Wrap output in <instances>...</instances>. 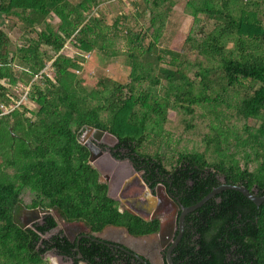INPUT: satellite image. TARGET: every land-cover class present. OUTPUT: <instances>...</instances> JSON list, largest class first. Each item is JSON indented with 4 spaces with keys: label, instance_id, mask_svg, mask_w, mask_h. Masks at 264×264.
<instances>
[{
    "label": "trees",
    "instance_id": "obj_1",
    "mask_svg": "<svg viewBox=\"0 0 264 264\" xmlns=\"http://www.w3.org/2000/svg\"><path fill=\"white\" fill-rule=\"evenodd\" d=\"M109 1L0 0L2 15L17 17L26 35H36L16 46L0 29V264H47L52 251L70 258L80 253L87 264H142L101 242L48 237L57 227L51 215L28 228L18 220L28 191V209L55 210L93 233L108 226L135 237L159 232L158 220L122 212L108 197L80 142L88 128L116 137L149 179L184 207L222 181L264 196V0H186L184 13L193 22L185 46L193 61L184 49L160 45L178 0H142L151 16L149 39L126 27L124 13L109 25ZM68 43L81 53L66 49ZM94 53L124 56L128 82L100 80L88 89L74 71ZM22 94L37 111L16 105ZM170 115L184 125L178 136L166 130ZM172 135L177 142L185 137L191 148L177 149ZM172 259L264 264V203L257 207L233 190L218 194L186 217Z\"/></svg>",
    "mask_w": 264,
    "mask_h": 264
},
{
    "label": "rangeland",
    "instance_id": "obj_2",
    "mask_svg": "<svg viewBox=\"0 0 264 264\" xmlns=\"http://www.w3.org/2000/svg\"><path fill=\"white\" fill-rule=\"evenodd\" d=\"M70 1L72 3H76L78 0L77 1L70 0ZM185 4H186V0L177 1L176 6L174 7L172 13L170 14L168 18L166 32L160 41V45L164 49H171L175 51H182L184 49L183 51H185L187 55L192 58V61H193V60H196L197 57L193 55L192 53H190L188 47L185 46V39L187 38L189 34V31H190V28L193 22L192 17L184 13ZM106 7L108 10L104 16H105V21L109 25H111L112 22L120 14L124 13V15L127 17L126 27L128 29H132L134 33L141 32L143 35L147 37V39H149L148 36H150L152 33V30L149 28L151 16H150V12L146 11V8L142 0H112L106 3ZM54 19L55 18H51L50 22L54 23ZM207 25H209L208 29H210L212 22L209 21ZM24 27H25L24 23L17 17H13V16L6 17L0 13V29L8 35L11 42L16 46L25 45V41L23 40V37L25 38H31V37L35 38L36 37L35 34H32L31 37L29 35H26ZM121 41L122 40L118 41L117 46L121 47V45H123V42ZM147 42L148 40L145 41V44ZM227 46H228V49L233 47V43L231 40L228 42ZM122 48L123 47H121V49ZM66 49H69L70 51H74V53H81L79 50L75 49L70 43L67 44ZM42 50L46 51L50 55H54L52 50L45 46H42ZM91 57L92 58L89 61L86 60V63L82 64L83 69H81L80 71H74L76 75H78L79 77L85 80V86L88 89H92V87L96 86V84L100 80L110 79L114 82H118L121 84H125L128 82V77L130 74V67L124 56L122 57L118 55V57L107 58V57H104L103 55L94 53L92 54ZM198 61H203V58L199 57ZM161 64H164V63H161ZM161 66H163L164 69H167V70L169 69V67L166 65H161ZM47 69L45 68L43 71L46 72ZM48 73L50 74V76H53L51 71H49ZM32 82L39 83L38 79L37 80L33 79ZM161 87L162 88L166 87V81H163V84ZM23 89H25V87H23ZM15 91L16 93L21 94L20 90L16 89ZM158 94L161 97L165 96L163 93V90L158 92ZM166 94L169 95L170 93L167 92ZM21 96H22L21 102L23 104L27 105L28 108L33 109L34 111L38 110V107L36 106V104L29 101L26 98V96H24V94H22ZM19 103L20 102H18V104ZM179 120H180V117L176 118L174 115H170V120L168 122L169 124L166 126V130H169L172 133H175V131H178V129L180 128L184 129L183 127L184 125L182 124V122H178ZM93 133L95 134L94 130H91V129L86 130L83 136L80 137V142L84 143L85 141L84 137L87 135L92 136ZM175 134L177 136L179 135V133H175ZM171 137H172L171 141L174 142L173 145L176 146L177 149L180 148L184 150L185 145H187L188 149L191 148L192 146V145H188L187 142L184 141L185 137H183L182 142H177L176 140L177 138L173 139L174 138L173 135ZM103 138L108 143H113V144L116 143V140L114 139L115 137L109 133H106L105 135H103ZM190 139L195 141L193 137H190ZM164 140H167V139L165 138L162 139V142H164ZM157 191H158V197H160V208L157 211V216L159 218L162 217V221L164 220L163 225H167L166 228L171 227V231L169 233L171 235V232L173 230V227L175 225V220H176L175 219L176 209L172 207L171 202H169L166 199V197H164V192L161 187ZM24 198H25V206L22 212L18 216V220L23 225L25 224L26 221H28L30 218H33L34 216L33 213H27L26 211V209H28L26 206H29L31 202V197L28 191H26V193L24 194ZM120 210L122 211L124 210V208L120 207ZM51 212H52L51 214H53L54 217L56 216V220L60 224L59 229H61L62 231L68 225H74V226L78 225L80 227L79 229L80 232H85L88 230L83 226V224H80V223L68 224L64 222L62 218L58 216V213L55 214L54 210H52ZM166 215H168L169 217ZM167 217L168 219H166ZM37 221L39 222V220ZM166 234H167V230L163 227L162 233L159 236H154L153 238H147V239H141V240L138 238L128 236V238L124 239V242L130 248L136 245L135 250L137 251L139 250L143 252L141 247H139L140 245H143L145 242H147V244L151 242L150 245L155 244L159 246V243L161 240L162 241L167 240ZM45 260L47 264H69L67 262L64 263L59 256H57L55 253H52V252L45 255ZM153 263L162 264L159 258L155 260V262L153 261Z\"/></svg>",
    "mask_w": 264,
    "mask_h": 264
},
{
    "label": "flooded vegetation",
    "instance_id": "obj_3",
    "mask_svg": "<svg viewBox=\"0 0 264 264\" xmlns=\"http://www.w3.org/2000/svg\"><path fill=\"white\" fill-rule=\"evenodd\" d=\"M85 131L82 133L81 137L83 136ZM84 138L85 141L84 143L81 144L88 150L89 164L98 173L100 182L107 185V195L118 203L119 209L120 207H122L124 208V210L122 211L123 212L126 211L128 213H130V211H136L141 216L140 218L146 222L158 220L161 227V224L162 223L164 224V222L162 221V217L159 218L157 216V211L160 208V197H158L157 190L160 189L162 183L156 182L154 184L153 180L149 179L150 173H145V170L143 168L144 166L139 165L135 161L130 159L128 155V148L124 146L121 148L119 147V140L116 137L114 138L116 140L115 144L106 142L103 136L96 138L94 133L92 136L87 135ZM90 148L93 149V153H91ZM142 182H144L145 185H142ZM147 188L149 190V193L146 192ZM150 194L152 195L153 198H157L156 199L157 204L153 202V198L150 196ZM164 197H166V199L169 202H171L170 199L174 200L177 206L178 204H180L178 200L176 201V199L170 197L169 194L164 195ZM171 205L176 209V207L172 202ZM42 210L43 212L50 211V213L43 214L42 219H40V221L36 223L44 224L45 217L48 215H51L56 220V216L54 217V215L51 214L52 213L51 209H42ZM56 213L57 211H55V214ZM58 216L62 218L59 213ZM168 217L166 219H168ZM178 217H179V211L176 209L175 225H177ZM63 221L68 224L80 223V222H67L64 219ZM59 225L60 224L57 222V227L50 230L47 236L52 237L53 235L56 234H62V236L66 237L70 242H74L77 245H79L80 240L84 238L89 239L91 241L100 240L102 243L106 244L107 246H109L112 241L113 243L109 247H112L114 249H119V251H123V252L125 251V253L126 252L130 253L134 257L136 256V254L141 256L142 255L147 256L146 259L149 264H154L153 261L155 262V260H157L158 258L162 264H166V259H165L166 250L171 246V243L176 235V233L175 234L173 233L172 236L173 238L170 237L168 238L167 236V240L165 241L161 240L159 246L155 244L150 245L151 242L149 244L145 242L143 245L139 246L143 250V252H141L135 249H133L135 250L133 251L132 248L128 247L125 244L124 239H126L128 236L138 238L140 240L153 238L154 236H159L158 233L135 237L130 235L127 229L124 227L108 226L115 228H123L127 233L126 234L127 237L126 238L123 236L121 237L117 233L110 232L108 238L100 239V237L93 235L92 234L93 232L92 233H89L88 231L80 232L79 230L80 227L78 225L75 226L68 225L63 229V231L59 229L60 227ZM86 229H90V228L87 227ZM106 240H108L109 242H106ZM134 247H136V245H134ZM52 253H55L57 256L62 257V261L64 263L67 262L69 264H76L77 261L78 264H80L81 262V260L78 258L80 253L77 256L78 259L75 257L70 258L65 255H60L56 253V251H52ZM82 261L84 262L83 259Z\"/></svg>",
    "mask_w": 264,
    "mask_h": 264
},
{
    "label": "water",
    "instance_id": "obj_4",
    "mask_svg": "<svg viewBox=\"0 0 264 264\" xmlns=\"http://www.w3.org/2000/svg\"><path fill=\"white\" fill-rule=\"evenodd\" d=\"M94 131H95L96 138L97 137H102L103 135H105L107 133V132H103V131H100V130H94ZM90 151H91V153H93V149L92 148H90ZM142 185H145L144 182H142ZM161 188H162V190L164 192V195H167L166 194L165 187L162 185ZM226 190H233V191H237V192L241 193L244 197H246L249 201H251L252 203H254L257 207H260L264 203V196H262V197L258 196L255 192L249 191L242 184L233 185V184H227L224 181H222V184L221 185H219L218 187H215L203 199H201L199 202H197L194 205H191V206H188V207H184L183 205L178 204V206H177L175 204L174 200L170 199L171 202L176 207V209L179 211V217H178V220H177V225H175L173 227V230L171 232V235L169 234L170 231H171V227H168L166 229L167 230V236H168V238L169 237L170 238H173L172 237L173 236V233L174 234L176 233L175 238H174V240L171 243V246L166 250V256H165L166 264H174L173 259H172V254H173L174 249L178 246V244L180 243V241H181V239L183 237L184 229H185V219H186V217L189 214H191V213L195 212L196 210H198L199 208H201L202 206H204L212 198H214L215 196H217L218 194H220V193H222L223 191H226ZM146 192L149 193L148 188L146 189ZM150 196L152 197L151 194H150ZM108 197H110V196H108ZM156 199L157 198H153V202L155 204H157V200ZM26 211H27V213H33L34 214L33 218H30L28 221L25 222L24 226L26 228L31 227L33 224H35L36 222H38L37 220L40 221V219H42V215L43 214L50 213V211L43 212V210L41 208H36V209H32V210L26 209ZM130 213L133 214V215H136V216L141 217L136 211H130ZM162 229H163V227H162V224H161V227H160V230H159V233H158L159 235L161 234ZM87 231L89 233H92V230L91 229H88ZM92 234L93 235H96L95 233H92ZM100 239H102V238L100 237ZM95 241L101 242L100 240H95ZM102 241H104V240H102ZM106 242H109V241L106 240ZM112 243L113 242L111 241L110 245H112ZM133 249H135L134 246L132 247V250ZM133 251H135V250H133ZM135 257L142 264H149L147 262V259H146L147 256H144V255L141 256V255L136 254ZM60 258L62 260V257H60ZM78 258L81 260L80 264H87V263H84L82 261L83 256L81 254H79Z\"/></svg>",
    "mask_w": 264,
    "mask_h": 264
},
{
    "label": "crops",
    "instance_id": "obj_5",
    "mask_svg": "<svg viewBox=\"0 0 264 264\" xmlns=\"http://www.w3.org/2000/svg\"><path fill=\"white\" fill-rule=\"evenodd\" d=\"M80 224H83V223H80ZM83 226H85V225L83 224ZM85 228H87V227L85 226ZM110 232L117 233L121 237L122 236L125 238L127 237V235H126L127 233L123 228H115V227H106L101 233H97L96 236L101 237L103 239L108 238Z\"/></svg>",
    "mask_w": 264,
    "mask_h": 264
},
{
    "label": "clouds",
    "instance_id": "obj_6",
    "mask_svg": "<svg viewBox=\"0 0 264 264\" xmlns=\"http://www.w3.org/2000/svg\"><path fill=\"white\" fill-rule=\"evenodd\" d=\"M85 57L87 58V55H85ZM51 66V63H48L47 64V66H46V69L47 68H49ZM44 71H42V73H43ZM88 129H92V128H88ZM93 130H95V129H93ZM113 136V135H112ZM30 210H32V209H30ZM123 212V211H122ZM159 233V232H158ZM95 234H97V233H95ZM159 235V234H158Z\"/></svg>",
    "mask_w": 264,
    "mask_h": 264
},
{
    "label": "built area",
    "instance_id": "obj_7",
    "mask_svg": "<svg viewBox=\"0 0 264 264\" xmlns=\"http://www.w3.org/2000/svg\"><path fill=\"white\" fill-rule=\"evenodd\" d=\"M36 79V78H35ZM24 96H26V94H24ZM27 98V97H26ZM22 100V99H21ZM21 100L19 101L20 103L18 104V102L16 103V105L17 106H20L21 104H23L22 102H21Z\"/></svg>",
    "mask_w": 264,
    "mask_h": 264
},
{
    "label": "bare ground",
    "instance_id": "obj_8",
    "mask_svg": "<svg viewBox=\"0 0 264 264\" xmlns=\"http://www.w3.org/2000/svg\"><path fill=\"white\" fill-rule=\"evenodd\" d=\"M163 221H164V220H163ZM166 226H167V225H163V223H162V227H165V229H167Z\"/></svg>",
    "mask_w": 264,
    "mask_h": 264
}]
</instances>
